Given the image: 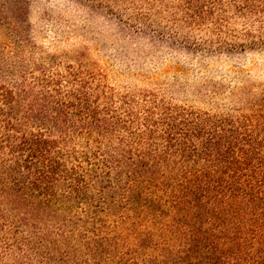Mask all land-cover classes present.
Wrapping results in <instances>:
<instances>
[{
	"label": "trees",
	"instance_id": "16d2710c",
	"mask_svg": "<svg viewBox=\"0 0 264 264\" xmlns=\"http://www.w3.org/2000/svg\"><path fill=\"white\" fill-rule=\"evenodd\" d=\"M0 0V264H264V97L216 111L30 62Z\"/></svg>",
	"mask_w": 264,
	"mask_h": 264
},
{
	"label": "rangeland",
	"instance_id": "374dc122",
	"mask_svg": "<svg viewBox=\"0 0 264 264\" xmlns=\"http://www.w3.org/2000/svg\"><path fill=\"white\" fill-rule=\"evenodd\" d=\"M30 62L101 73L118 91L249 111L264 97V0H30Z\"/></svg>",
	"mask_w": 264,
	"mask_h": 264
}]
</instances>
